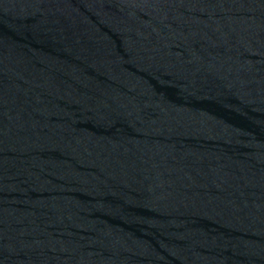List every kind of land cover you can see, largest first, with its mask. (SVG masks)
<instances>
[{"label": "water", "instance_id": "1", "mask_svg": "<svg viewBox=\"0 0 264 264\" xmlns=\"http://www.w3.org/2000/svg\"><path fill=\"white\" fill-rule=\"evenodd\" d=\"M0 264H264V0H0Z\"/></svg>", "mask_w": 264, "mask_h": 264}]
</instances>
